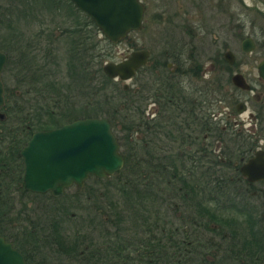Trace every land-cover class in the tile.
<instances>
[{"label": "flooded vegetation", "instance_id": "1", "mask_svg": "<svg viewBox=\"0 0 264 264\" xmlns=\"http://www.w3.org/2000/svg\"><path fill=\"white\" fill-rule=\"evenodd\" d=\"M63 4L66 6L62 8ZM48 6H52L59 16L64 15L61 18L63 20L65 18L68 24L59 31L58 36L55 35L53 39L48 40L50 44H46L47 50H44L41 63L34 69L35 74L29 59L34 52L41 51L36 42L27 41L20 45L19 43L10 45L8 36H4L3 43H0V51L5 55L0 70L1 76L11 62L10 54L13 50L16 53L12 58L13 66L20 72L19 86L32 85L34 82L31 80L35 83L41 81L42 75L48 72L45 67L47 55L51 62H54L53 52L56 48L52 42L54 43L58 37L66 38L68 48L65 51V58L69 71L67 75L81 89L80 95L84 102L78 110L84 114L89 113V101L88 103L85 101L83 93L88 90L86 76L90 67L85 52L90 47L86 31L92 18L69 0H50ZM14 10L13 7H4L3 13ZM19 11L21 14L27 10L26 7H22ZM153 16V22L162 19L160 13ZM171 20L170 18L165 20L164 30L168 33H149L146 37L149 45L135 48L133 46L129 50L144 49L147 58L134 69L130 79L126 80H131L130 86L123 83L120 85L126 93L119 91L121 101L125 100V97L129 100L130 110L125 109L122 114H130L136 144L139 146L146 135L148 140L146 146L150 156L157 155L163 161L162 166L165 170L162 174L164 189L167 190L165 194H155L152 188V192L147 188L151 187L150 179L156 186L159 174L156 173L154 176L153 170L148 167L145 170L137 168L139 162L134 164L135 175L131 181L135 187L132 189L133 196H129L128 187L120 189L125 193L121 196V199H124L123 203L131 205V216H125L130 218L131 224H134L132 216H137L135 204L139 203L140 199L141 202L145 199L146 190L149 191L147 199L151 201L158 197L167 204L164 206L166 208L164 215L149 217L148 214L143 218V225L146 223L143 228L146 237L142 238V242H137L138 238H133L132 235L126 238L127 231L132 230L135 234L134 229L137 226L122 227L120 222L125 218L119 211L104 212L99 204H94L98 208L97 211H93V215L85 213L81 217L82 221L80 217L69 220V215L74 217V212L67 214L66 210L70 206L65 202L54 201L59 200L66 189L72 187H74L72 197L80 199L79 194L85 185L84 181L92 175L83 179L82 187L72 182L57 196L49 191L35 193L23 187V157L17 154L18 150L25 146L31 133L35 132L25 134L26 128L29 127L26 121L32 123L34 120L31 117L32 104L25 95L33 92L36 85L35 88L25 85L24 91L21 88L20 90L13 88L14 90L10 92L9 82L4 76L2 78L0 76L3 93V105L0 107L2 114L0 159H3L0 160V201L11 203L5 215L3 225L5 233L9 235L12 232L8 230V214L14 211L15 203L19 204L20 208L17 213L21 214L27 209L25 207L28 203L33 204L35 201V208L42 212L38 215L34 212L29 219L34 223L33 229L37 231L38 241L33 247L26 244L28 260L19 251L26 264H190L188 262L196 258L200 264H204L202 258L209 263L213 260L211 247L219 245L222 240L218 236L220 232L229 238L230 243L235 241L240 246L245 245L253 249L255 243L260 241L262 249L264 248V77L258 68L259 63L264 62V57L247 56L255 54L256 51L254 52L255 41L245 36L244 38L248 37L253 42L251 49H242L235 53L225 49L220 56L218 53L208 57L213 63L211 67H206V64L201 62V56L205 52L201 51V44L196 41L198 30L188 26L187 29L185 27L181 29L183 31L181 35L176 34L178 28ZM143 26L142 23L138 30ZM46 31L47 29H44L42 34H46ZM38 37L40 36H35L37 40H41ZM127 37L128 33L125 38ZM244 38L240 43V49ZM31 44L32 46L28 47ZM114 44L116 43H112ZM226 50L231 53V62L224 58ZM127 54L123 58H126ZM17 56L20 61L18 58L16 60ZM109 60L113 61L108 59L102 61V64ZM221 61L227 63L225 67H222L224 64ZM80 69L85 72L86 81L84 79V82H81L77 77L76 83L75 74L80 72ZM209 71L214 73L203 79L204 74ZM225 72L226 75H220ZM114 80L125 81L121 78ZM36 93L38 98L43 95L38 88ZM72 96L69 94L64 95L65 99H54L52 104L56 107L57 114L66 118L68 114L77 113L71 100ZM127 100L120 101V108ZM36 108V111H42L40 106ZM118 143L120 144L119 141ZM136 149L138 150L136 154L140 153V149L138 147ZM92 177L98 178L96 175ZM142 181L145 184H142ZM120 182L124 185L125 178ZM98 193V190L96 194L95 191L91 194L88 191L87 198L92 197L90 200L97 202L98 196L104 197ZM42 197L49 204L36 205L42 201ZM172 198L180 200L181 204ZM226 211H230L229 219L233 217L237 221L236 224L227 219V223L220 220ZM49 212L52 214L51 217ZM109 212L115 217H111L112 214ZM171 214L173 215L170 216ZM160 216L163 218L161 224L157 223ZM65 219L69 220V224L62 223ZM246 219L249 221L245 227L246 231L241 232L239 229L241 225L238 223L245 222ZM179 221L182 225L177 229L176 224ZM95 231L96 238L91 236V232ZM173 235L177 237L174 238ZM1 236L14 247L9 236ZM206 248L210 253L205 250ZM171 251H175L177 257L170 259Z\"/></svg>", "mask_w": 264, "mask_h": 264}, {"label": "rangeland", "instance_id": "2", "mask_svg": "<svg viewBox=\"0 0 264 264\" xmlns=\"http://www.w3.org/2000/svg\"><path fill=\"white\" fill-rule=\"evenodd\" d=\"M47 0H0V43H3V37L8 36V40L11 41L12 45L13 43H19L23 44L25 42H36L38 48L41 50L39 52L36 51L34 54L30 56V66L33 70V73L35 74V68L37 67L38 63H41L40 60H42L44 50H47L45 47L46 44L49 43L48 40H51L56 36L59 35V31H61L68 23L65 22V18H61L59 16V13H55L54 8L52 6H47L46 2ZM145 4V10H144V16H142V23L143 27L139 29L138 31H129L128 37L124 40L121 39L118 43L112 45L107 44V50H109V55L111 56L109 59H113V61H117L123 56H126V54L129 52L131 48L139 47L140 45H149L147 43L146 37L149 35V33H168L164 30V26L166 25L167 19H172V23L175 24V26L178 28V31L176 34L181 35L183 31L181 29L185 27V29L188 28V26H192L196 30H198V36L197 40L200 42V49L202 52H205L203 54L201 62L205 63L206 67H211L213 61L211 59H208V57H213L216 54L219 56L224 52L225 49H229L232 52L241 51L240 49V43L242 42L243 38L245 36H249L255 41V47L254 52L255 54H248L250 58L254 57H264V0H141ZM66 5L63 4L61 6L62 8ZM4 7H13L15 8L12 12H5ZM22 7H26L27 11H24L23 13H19V9L21 10ZM160 13L161 14V20L159 22H153V15H156ZM5 17H8L9 19H5ZM64 17V15L62 16ZM82 17V15H81ZM89 21V19H87ZM88 30L95 33V28L91 24V21L88 23ZM47 29L46 34H42L43 30ZM40 36L41 40H37L35 36ZM97 39H101L100 33L96 34ZM51 37V38H50ZM63 40V41H61ZM102 46V41L99 42ZM50 44V43H49ZM1 45V44H0ZM52 45L55 46V51L53 52V59L54 62H51L48 55L45 58V67L48 70L47 73L43 74L41 77V81H38L35 83L34 80H31V82H34L32 85L25 84L26 86H30L32 88L39 89V91L43 94L40 95L39 98L37 97V93L30 92L27 93L25 96L28 99V102H31L32 107L35 106L36 100L41 101L42 103H50L52 104L54 99H64V95L72 94L71 100L73 101L75 110H77V113L72 114L74 116H81L83 114L82 111L78 110L82 103L84 102L80 93L81 89L78 87L74 80L71 79V77L68 74L67 69V58H65V51L67 50V39H61L58 37L54 43L52 42ZM31 45H28V47H31ZM103 47V46H102ZM28 51V50H27ZM16 53L11 50L10 58L11 62L7 67H5V73L1 76V78L4 76V78L9 82V89L11 88L10 92L14 90L13 88L19 89L21 88L22 91L25 90L26 86L21 85L20 81L18 80V76L20 75V72L13 66L12 58ZM39 57V59H38ZM41 58V59H40ZM214 60V59H212ZM222 62V61H221ZM224 65L222 67H225L226 62H222ZM214 72H206L204 74V78L211 76V74ZM216 73V72H215ZM221 73V72H220ZM220 75H226V72ZM99 78H102L98 74ZM108 83H102L99 82V88H101L102 93L107 95L110 98V102L112 103L114 100L115 102H120L121 98L119 95V88L120 85L123 83L125 86H130V81H121V80H114L110 78ZM78 79L76 80L77 83ZM116 87V88H115ZM119 87V88H118ZM35 88V89H36ZM34 89V90H35ZM89 91L91 89H88ZM109 102V104H110ZM105 106L102 105L101 111H104ZM90 109V108H89ZM95 112H97V109H93ZM91 111V110H90ZM70 116V115H69ZM105 116V115H100ZM98 116V117H100ZM67 118V117H66ZM66 118H61V120L65 121ZM67 120V119H66ZM139 136V134H136ZM141 136V135H140ZM147 136H145L146 138ZM140 138V137H139ZM119 150L121 148L119 147ZM146 151H144L142 154H136L137 159L139 160V164L136 166L137 168H142L145 170V168H149L148 162L146 160ZM135 157V156H134ZM133 160V158H132ZM133 163V162H132ZM134 165V163H133ZM127 168H130V164H126ZM147 168V169H148ZM128 174V171H124L123 173L119 174V171L114 173L112 176H105L101 179H96L92 176L86 178L84 181V187L80 190L79 198L72 197V191L71 189H66L64 195H62L61 198L55 199L57 200V203L65 202L67 203L69 209H67V214L73 213L72 217H68L69 220L72 219H78L84 216L85 213H89V215H93V211H97L94 204H99L104 212L105 211H119L123 217L125 216H131L130 207L131 205L127 206L123 203L124 199H121L123 193L120 189H124L125 185L120 182V180H124V176ZM134 175V174H133ZM133 175H130V182L132 181ZM126 179V178H125ZM158 180L156 183V186L153 180L151 187L147 188L151 191H154L155 194L164 193L167 191L164 189V180L161 176L158 175ZM132 183V182H131ZM142 184H145L144 181L141 182ZM153 185V186H152ZM142 188V187H141ZM143 189V188H142ZM97 190L99 191L98 195L101 194L104 197L101 198L98 196L97 202H93L90 199L87 198L88 191H90V194L92 191H95V194L97 193ZM147 191V195L149 194V191ZM151 191V192H152ZM129 196L134 194L133 191H128ZM147 195L145 196V199L141 202V199L138 201L139 203H136L135 206V212L137 213V216H132V221L134 224L130 223V218L126 217L124 220L120 222L122 227L127 226H137L134 229V233H132V230H128L126 234V238L137 237V242L143 241V237H146L145 230L143 228L145 227V221L144 225L142 223V220L144 217H146L149 214L150 216H156L157 214H160L161 216L164 215V212L166 208L164 207L167 205L166 203L160 201L157 198L150 201V199H147ZM103 201H101V200ZM173 201H176L178 204L180 203V200H176L175 198H172ZM42 201H40L38 204L46 203L49 204V202L45 198H41ZM153 202V203H152ZM15 203V202H13ZM35 202L33 204L28 203L25 208V211L20 213H17L20 208L19 204L15 203L14 211L10 212L9 215V222H8V230L14 231L15 229H20L21 227L27 226L28 222L31 219V215L36 212V214H42L40 210H37L38 208H35ZM181 204V203H180ZM179 204V205H180ZM211 207V205L209 206ZM30 208V209H29ZM33 210L31 211V209ZM153 208V209H152ZM152 209V210H151ZM128 211V212H127ZM153 211V212H152ZM221 212V211H220ZM110 213V212H109ZM229 213L230 211H226L225 215L222 216V218H218L221 221L227 223L226 221L230 220V222L233 224H236V220L232 217L229 219ZM112 214V213H110ZM50 217L52 214L49 212ZM171 214L170 216H172ZM18 216V217H17ZM34 216V215H33ZM160 216L159 221L157 219V223L161 224V221L163 218ZM110 217V216H109ZM111 217H115L114 214L111 215ZM236 217V216H235ZM79 218V219H80ZM111 218V220H114ZM65 219L62 223L69 224V220ZM169 219V217L167 218ZM227 219V220H226ZM242 219V218H237ZM248 219V218H247ZM242 221L241 223H238L241 225L239 227L241 232H245V227L248 224V220ZM83 219L81 218L80 221ZM240 221V220H238ZM244 222V224H243ZM230 223V224H231ZM182 224L177 223L176 227L177 229L180 228ZM224 226V225H223ZM28 229V226L26 227ZM243 234V233H240ZM169 236L168 234H166ZM91 236L97 237V232H91ZM174 238L177 236L173 235ZM204 239V238H203ZM202 239V241H203ZM207 250V248L205 249ZM208 251V250H207ZM226 258L224 260V264H229L230 262L227 261ZM229 262V263H227ZM190 264H200L198 258L193 259L192 261H189Z\"/></svg>", "mask_w": 264, "mask_h": 264}, {"label": "water", "instance_id": "3", "mask_svg": "<svg viewBox=\"0 0 264 264\" xmlns=\"http://www.w3.org/2000/svg\"><path fill=\"white\" fill-rule=\"evenodd\" d=\"M69 1L88 13L100 34L112 43L125 38L129 30H138L142 24L145 7L141 0ZM252 43L250 38H244L241 49H251ZM230 54L229 50L224 53L229 62ZM127 55L118 62L109 60L102 64L103 74L108 78L129 80L147 54L144 49H139L129 51ZM4 59V52L0 51V70ZM258 68L264 77V62L259 63ZM1 86L0 81V107L3 105ZM111 123L105 116L79 117L57 127L31 133L17 154L23 157V187L35 193L49 191L57 196L72 182L82 187L83 179L89 175L103 178L119 171L124 164L123 154ZM0 264H26L22 254L1 235Z\"/></svg>", "mask_w": 264, "mask_h": 264}, {"label": "trees", "instance_id": "4", "mask_svg": "<svg viewBox=\"0 0 264 264\" xmlns=\"http://www.w3.org/2000/svg\"><path fill=\"white\" fill-rule=\"evenodd\" d=\"M45 2L48 6L50 3V0H47ZM90 21H91V24L95 28V33L86 29L87 30L86 32L89 36L88 46L90 47V49L87 50V52H85L86 54L85 57H87L88 66L90 67L89 71L87 72L86 78L88 82V89H91V90L90 91L87 90L86 92L83 93L85 96L84 98L85 101L87 103L89 101L90 109H89V113L84 114L83 112V114H81V116L79 117H83V116L84 117H90V116L98 117L103 114L105 115L106 118L111 120L112 122L111 128L114 131V134L117 137V140L120 142L119 146L122 152L124 153L123 158H124L125 164L123 165V168L119 171V174L123 173L125 170L128 171V174L124 176L126 178L125 179L126 183L124 184L125 185L124 187H128V189L131 192L133 191L132 189L135 188L132 185V183L129 181L130 175H133L135 173V167L133 163L137 164L139 162V160L137 159V155H136V153L138 152L136 147L140 149V153H138L139 155L142 154L144 151L147 152L146 160L148 162L149 169L153 170L154 176L157 173V175L159 174V176L162 177V174L165 171L164 167L162 166L163 161L159 159L157 155L155 157L153 155L150 156L149 149H147V146H146V142H148L146 138L144 137L142 138L143 142L139 146L138 144H136V138L133 133L134 129H132L133 121L129 116L130 114L129 113L128 115L126 113L122 114V112H124L125 109H127L128 111L130 110L129 104H128L129 100H127L125 97V100H127V103H125L123 107L120 108L121 102L125 100L122 99L121 102H115L114 100L111 103L110 98L104 93H102L101 88H99V82H101V85H103L102 83H104L105 85V83H108L109 80H111L110 78L106 77L103 74L102 67H101L102 61H106L111 57L109 55V50H107L108 49L107 44H111V43L102 36H101V39L96 38L97 36L96 34L99 33L97 29L98 27L93 24L92 20ZM100 41H102L103 47L101 46V43L99 44ZM82 51L83 49L81 47V51H80L81 55H82ZM17 58L19 60L18 56L16 57V60ZM81 61H82V57H81ZM98 74L102 78H99ZM75 77L76 79L77 77L80 78L81 82L82 81L84 82V79L86 81L85 72L82 69H80V72H77L75 74ZM32 91L36 92V89ZM119 91H121V93L123 94L126 93V91L121 89V87L119 88ZM65 98L66 97H64V99ZM53 105L54 104H50L48 102L42 103L41 101H36L35 106L31 107L32 108L31 111L33 113V116L31 117L34 118V120L32 123L31 121L29 122L26 121L29 127L26 128L25 134H28L31 131L32 132L37 131V129L46 130L50 127L54 128L62 123H66L72 119L75 120L78 118V116L68 114L66 118L67 120L66 119L65 121L61 120V118H65V117H63V115L57 114L56 107ZM102 105L105 106L104 111H101L100 109L102 108ZM36 106H40L42 111L41 110L36 111L37 109ZM93 109H97L98 111L95 112V110ZM126 164H130V168H127ZM1 166L3 167L2 164ZM10 205L11 203H4L3 201H0V234L9 236L10 240H12L14 243L13 244L14 247L24 255V258L28 260V257L26 255L27 249L25 248V246L26 244L30 245L31 247L36 245L38 241V239L36 238L37 231L36 229H33L34 227L33 221H29L27 224L28 229L26 228L27 226L21 227L20 228L21 230L14 228L15 231H12L11 234L9 235L6 234L5 233L6 230L4 228L5 226L3 225L6 219L5 215L8 211L7 208H9ZM17 230L20 232H18ZM221 234H222L221 232L218 234L219 239H222L220 240L219 245L217 244L216 246L211 247L213 249V252H212L213 256L211 255L213 258V260L211 261L212 263L211 262L209 263L207 262L205 258H202V262L204 264H224V260L226 258L228 259L227 261L230 262V263L227 262L229 264H264V248L262 249L259 243L260 241L258 243H255V247L252 249L245 245L240 246L235 241L233 243L232 242L230 243L229 238H227L226 235L224 236ZM224 237L225 239L223 240ZM169 254H170V259L173 257H177V253H175V251L173 252L171 251L169 252Z\"/></svg>", "mask_w": 264, "mask_h": 264}]
</instances>
